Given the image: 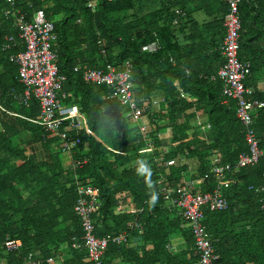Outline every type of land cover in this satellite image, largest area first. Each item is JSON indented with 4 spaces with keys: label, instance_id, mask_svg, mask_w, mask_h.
Here are the masks:
<instances>
[{
    "label": "trees",
    "instance_id": "16d2710c",
    "mask_svg": "<svg viewBox=\"0 0 264 264\" xmlns=\"http://www.w3.org/2000/svg\"><path fill=\"white\" fill-rule=\"evenodd\" d=\"M15 1L28 20L43 11L54 22L57 65L67 78L64 104L80 106L92 135L81 132L80 143L65 153L59 138L0 110V264H47L62 254L68 256L63 264H91L75 212L79 185L100 190L102 208L93 216L97 237L128 236L123 245H109L104 264L195 262V242L181 212L170 210L157 194L187 178L203 180L202 192H213L214 159L234 168L247 151L236 102L224 97L218 78L225 63L221 49L227 6L219 0H98L93 11L91 0ZM7 8V0H0V13ZM200 9L211 10L214 18L221 15L203 27L194 19ZM240 11V61L251 65L248 86L256 76L264 77V0H243ZM10 35L18 39L19 30L2 14L0 104L7 112L35 120L40 106L35 100L29 108L21 104L24 87L18 67L3 51L4 38ZM154 44L157 50L148 51ZM23 46L19 44L13 53ZM126 62L132 64L136 100L150 104L141 124L127 119L118 101L107 99L111 89L88 84L83 73L75 71L77 66L105 70L109 65L121 70ZM253 97L264 101V94ZM156 99H163L161 107L153 109ZM198 113L206 115L212 127L208 142L195 125ZM143 124L150 128L148 138L141 132ZM255 129L264 151V110L258 113ZM22 131L33 141L45 142L46 148L54 141L58 151L47 162L30 160L25 148L14 142ZM75 138L72 134L69 140ZM62 155L71 158L70 168H64ZM170 161L175 165L168 167ZM229 178L232 185L224 192L229 208L205 213V226L219 255L217 264H264V191L260 190L264 159ZM129 198L135 213L123 209ZM178 234L188 246L174 253L168 246ZM8 239L21 241L22 248L7 252Z\"/></svg>",
    "mask_w": 264,
    "mask_h": 264
},
{
    "label": "built area",
    "instance_id": "2783aa9c",
    "mask_svg": "<svg viewBox=\"0 0 264 264\" xmlns=\"http://www.w3.org/2000/svg\"><path fill=\"white\" fill-rule=\"evenodd\" d=\"M219 1L227 6V12L224 22L226 35L221 49L225 63L218 72V78L223 84L224 97L236 102V117L245 130L247 151L239 156L234 168L232 165L220 166V159L215 160L216 168H214L213 175L217 179V185L213 192H202L203 180L201 179L185 181L176 186L166 185L158 192L157 197L164 199L170 210L181 212L193 236L197 260L190 264L218 263L219 255L205 226V213L206 211H226L229 208V202L224 192L232 185L229 174L256 167L264 159V151L260 147V139L255 131L256 116L261 110H264V102L250 99L254 93L246 87V81L251 74V65L243 64L240 61L242 33L240 6L243 0ZM7 4L8 8L2 14L8 21H11L14 29L19 30V36L18 39L12 35L6 36L3 51L11 54L10 61L18 67V79L24 87L23 105L29 108L35 100L40 106V115L35 120L16 116L43 128L52 137L59 138L63 151L69 153L80 143L78 137L81 132L90 135L92 133L88 126V120L79 106L64 104L67 96L63 93V89L67 78L60 74L57 65L55 24L46 17L43 11L35 13L28 20L29 17L23 11L21 3L7 0ZM96 7L95 1L91 0L89 8L95 11ZM2 14L0 13V16ZM177 14H182V12L177 10ZM19 44L24 45V49L14 54L13 51L19 48ZM147 50L154 52L157 50V45L154 44ZM131 70L130 62H126L121 70L114 65L107 66L105 70H94L88 66L75 68L76 72L83 73L86 83L106 86L111 89L107 99L118 101L124 109L125 117L141 124L150 104L148 102L141 104L136 100ZM0 110L7 112L1 104ZM141 129L142 132H146V127L142 126ZM72 134L77 138L69 140ZM150 151L152 152V149L142 153ZM173 165H175V161L168 162V167ZM206 178H210L209 175ZM260 190L264 191V187ZM78 191L79 199L75 206V212L81 220L84 231L83 240L88 260L91 264H104L109 245H123L127 242L128 236L126 233H121L98 238L93 216L102 208L100 190L91 185H79ZM131 212L135 213L136 209ZM4 246L7 252H18L23 244L21 241L8 239ZM168 249L171 252L174 251L171 245L168 246ZM27 264L40 263L27 262ZM47 264L63 263L57 259H49Z\"/></svg>",
    "mask_w": 264,
    "mask_h": 264
},
{
    "label": "crops",
    "instance_id": "0c3cea01",
    "mask_svg": "<svg viewBox=\"0 0 264 264\" xmlns=\"http://www.w3.org/2000/svg\"><path fill=\"white\" fill-rule=\"evenodd\" d=\"M215 12H217V7L215 8ZM218 9L220 10V6L218 7ZM209 14L212 12L211 10L208 11ZM205 10H199L197 12L194 13V19L200 24L206 26V24L208 23H213V21H217L218 17L221 15L219 14V16L217 17H211L212 15H216L215 13L208 15ZM214 18V19H213ZM184 48L186 47V43L184 42ZM203 61L200 62V64L202 65ZM220 68V66H219ZM247 86V85H246ZM248 89L252 90L253 93L255 94V96L258 94V96L263 95L264 94V77L263 76H256V80H250L248 81ZM252 95V97L250 98L252 101L254 100H258L255 99ZM24 95V93H23ZM21 96V104H22V97ZM157 102V99L155 100V103ZM226 102V101H225ZM264 102V101H263ZM228 102H226L227 104ZM158 104V102H157ZM76 106H79L78 104H74ZM80 108V106H79ZM81 110V109H80ZM82 112V111H81ZM258 116V115H257ZM256 116V118H257ZM256 121V120H255ZM198 129L202 132V134L200 135L201 139H204V141L208 142V133L210 132V130L212 129L211 125L208 122V118L206 117V115L204 114H199L198 113V117L196 119V124ZM256 131V129H255ZM257 134V131H256ZM258 135V134H257ZM30 134H28L25 131H22L18 137L14 138V142L16 144L22 145L25 150H26V156L36 162V163H41V162H47L50 161L51 159V155L53 153H56L58 151V146L59 144L54 143V141L52 142V144H50L49 148L45 147V142H38V141H33L32 137L30 138ZM101 142V141H100ZM211 142V141H210ZM61 157L64 161V168H70L72 166V160L70 157L64 156ZM191 180L190 178H187L186 181ZM123 209L126 211H132L133 209H135L134 204L132 203L131 199H127L125 205L123 206ZM185 229L189 232V228L188 225L185 226ZM170 245L174 248V253H181L187 250V242L184 238L183 235L178 234L175 235L174 237L171 238V243ZM61 258L59 259L60 262H64L66 261V259H68V256L65 254H62L60 256Z\"/></svg>",
    "mask_w": 264,
    "mask_h": 264
},
{
    "label": "clouds",
    "instance_id": "9594fccd",
    "mask_svg": "<svg viewBox=\"0 0 264 264\" xmlns=\"http://www.w3.org/2000/svg\"><path fill=\"white\" fill-rule=\"evenodd\" d=\"M157 102H158V101H157ZM157 102H156V103L154 102V104H153V105H154V108L157 107V105L159 104V102H158V104H157ZM22 105H23V103H22ZM1 106H2V105H1ZM23 106H24V105H23ZM2 107H3V106H2ZM154 108H153V109H154ZM1 111H2V110H1ZM3 113H6V114L9 115V116H14V117H16V118L22 119V118H20V117H17V116H19V115L15 114V113H13V112H9V111H8V113H7V112H3V111H2V114H3ZM16 115H17V116H16ZM144 119H145V118H144ZM22 120H25V119H22ZM25 121H28V120H25ZM29 122H30V121H29ZM144 122H145V120L143 121V123H144ZM31 123H32V122H31ZM32 124H33V123H32ZM36 126H37V125H36ZM88 126H89V123H88ZM143 126L146 127V132H145V131L142 132V129H141V132L144 134V136H145L146 138H148V135H149L148 132H149L150 128H147V126L144 125V124H143ZM141 127H142V126H141ZM150 143H151V142H150ZM151 144H153V143H151ZM152 150H153V149H152ZM144 151H145V150H144ZM215 160H216V158L214 159V162H215ZM238 160H239V159H238ZM214 162H213V166H214ZM237 162H238V161H237ZM236 164H237V163H236ZM236 164H235V165H236ZM209 177H210V175H209ZM214 177H215V176H214Z\"/></svg>",
    "mask_w": 264,
    "mask_h": 264
},
{
    "label": "rangeland",
    "instance_id": "374dc122",
    "mask_svg": "<svg viewBox=\"0 0 264 264\" xmlns=\"http://www.w3.org/2000/svg\"><path fill=\"white\" fill-rule=\"evenodd\" d=\"M95 1V3L98 5V0H94ZM161 100H163V99H161ZM160 99H158L157 101L159 102V104L157 105V107H155L154 109H156V108H160L161 107V103H162V101H161ZM145 120V119H144ZM149 120V119H148ZM168 132H171V130H168Z\"/></svg>",
    "mask_w": 264,
    "mask_h": 264
}]
</instances>
